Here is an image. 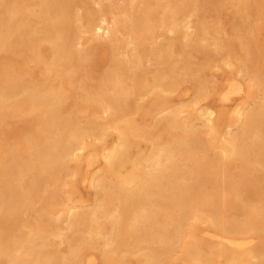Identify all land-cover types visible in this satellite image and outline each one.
I'll return each instance as SVG.
<instances>
[{
    "label": "bare ground",
    "instance_id": "bare-ground-1",
    "mask_svg": "<svg viewBox=\"0 0 264 264\" xmlns=\"http://www.w3.org/2000/svg\"><path fill=\"white\" fill-rule=\"evenodd\" d=\"M261 40L264 0H0V264H264Z\"/></svg>",
    "mask_w": 264,
    "mask_h": 264
},
{
    "label": "rangeland",
    "instance_id": "rangeland-1",
    "mask_svg": "<svg viewBox=\"0 0 264 264\" xmlns=\"http://www.w3.org/2000/svg\"><path fill=\"white\" fill-rule=\"evenodd\" d=\"M227 7V8H226ZM230 8V9H229ZM225 10V11H224ZM223 11H224V13H221V17L223 16H225L223 19L221 18V22H223V20H224V23H221L222 25H223V27H222V25H220V27H218V29H220V30H222L223 28H227L228 27V25L225 23L226 22V20H227V18H229V16H231L232 14H233V9H232V7H230V4L229 5H227V2H226V4L223 6ZM222 11V12H223ZM200 12H202V11H200ZM223 14V15H222ZM230 14V15H229ZM256 16V15H255ZM255 16H254V14H250V15H248V18H249V21H254V18H255ZM193 17L194 18H196V15H193ZM227 17V18H226ZM226 19V20H225ZM224 24L226 25V26H224ZM217 29V28H216ZM89 34L90 33H87L86 35V37L87 38H84V40L83 41H86V40H88L89 39V37L91 36V34H90V36H89ZM91 40H88V42H87V45H85L86 44V42L84 43V44H82V45H84V46H86V47H88L89 48V46H90V49L89 50H94V47L93 46H96L95 47V49H97V51L95 50L94 52H95V54H96V56H97V54H98V59L100 58L99 56H101L102 58L100 59V63L99 64H97V63H95V64H97L96 66L94 65V63H93V65L92 66H94V67H92L93 68V71H91V73H90V76H96L95 78L93 77H91V78H89V82L92 84H94L95 82L97 83L98 82V80L96 81V79H97V77H98V74H99V72H100V70L102 71V69L101 68H103V67H105L104 65L106 64V60H105V58H106V55H105V57H103L102 55H100V54H103L104 53V51H103V47H104V45H103V43H101V39L102 38H99L101 41H99V39L98 38H95V40L97 41V43H96V41L93 39V38H90ZM262 41V43L261 44H263L264 45V40H261ZM91 42H93V43H91ZM99 43H100V45H99ZM102 45V47H98V46H101ZM105 48V47H104ZM103 51V52H102ZM152 61H154V60H151L150 62H152ZM96 62H99V60H97ZM105 62V63H104ZM150 62H148L147 63V66L148 67H150L149 69H154L155 67H156V62H152L151 64H150ZM32 65H34L33 63H31ZM149 64H150V66H149ZM147 67V68H148ZM91 68V67H90ZM91 68V69H92ZM95 69H97V70H95ZM104 69V68H103ZM146 69V68H145ZM211 69V70H210ZM209 69V71H208V75L210 74V73H212L211 74V78L210 79H213L212 77H214L215 75V77H219L220 76V74H222V70L219 68V72L218 71H215L216 69L218 70V68H210ZM81 70H79L78 72H76V73H78L77 75H75L74 77L75 78H77L78 77V75L81 77L82 75H83V73H81V72H84V71H81ZM97 72V73H96ZM75 73V74H76ZM79 73H81V74H79ZM93 73V74H92ZM96 73V74H95ZM216 73V74H215ZM218 74H219V76H218ZM89 76V77H90ZM73 77V78H74ZM79 78V77H78ZM87 79V78H86ZM215 79V78H214ZM75 80V82L77 81V79H74ZM91 80V81H90ZM88 82V81H87ZM79 85H81V83L79 84V83H75V85L73 84V87H75V88H78L77 86H79ZM80 87V86H79ZM71 89H74V88H71ZM81 90H82V87L80 88ZM79 88H78V92L75 90V93L78 95V93L81 91ZM72 91V90H71ZM73 93V92H72ZM74 93V95H73V97L75 96L76 97V94ZM132 94V93H131ZM130 94V95H131ZM175 94V95H174ZM130 95H129V97H130ZM136 94L135 93H133L132 95H131V97H130V99L132 100V99H138L137 97H138V95L136 96ZM174 96H176V97H174ZM133 97V98H132ZM174 97V99H176V100H178V95L176 94V93H173L172 94V98ZM133 102V101H132ZM135 102V101H134ZM204 102V104H206V103H208V104H211V105H213V106H219V108H220V106L221 105H219V102H220V99H219V97H218V95L215 93V92H212L211 93V95H209L208 97H206L205 99H203V101H202V103ZM228 106H231V105H228ZM216 107V108H217ZM226 108H228V107H226ZM224 112H226V111H224ZM22 124L24 123V122H21ZM19 125V122L18 121H16V118H13L12 120H11V123L10 124H8L7 126H5V128H6V131L9 133L8 135L10 136V138L11 139H14V138H12V136H14L16 133V128H18L17 126ZM204 127V129L206 128L205 126H203ZM3 129H4V126H3ZM5 130V129H4ZM6 131H5V133H6ZM10 131V132H9ZM15 131V132H14ZM205 134V133H204ZM206 135V134H205ZM238 165H236L235 167H234V169L235 170H237L239 167H237ZM62 185V184H61ZM65 185V184H64ZM63 186V185H62ZM66 186H67V184L65 185V186H63L62 188H66ZM77 188H79V189H77V193L79 194H81V192L83 193V194H81V195H83L82 197L84 198V197H86V201H87V199H88V201H90V200H92L93 199V193H94V190H95V188L93 187V185H88V186H82V185H78L77 186ZM60 241V240H59ZM61 244H62V246H61ZM61 244L60 245H58V246H60L61 248L63 247V248H65L64 246H66V244L65 243H63V242H61ZM93 248H95V247H93ZM92 249V248H91ZM98 248L96 247V250H97ZM92 250H94V249H92ZM95 250V251H96ZM97 252H98V250H97Z\"/></svg>",
    "mask_w": 264,
    "mask_h": 264
}]
</instances>
